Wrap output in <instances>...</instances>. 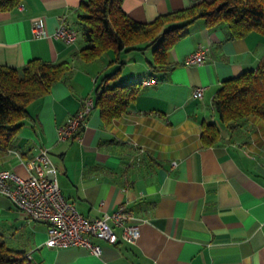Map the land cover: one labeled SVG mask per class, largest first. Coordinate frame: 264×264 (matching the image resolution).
Segmentation results:
<instances>
[{
  "label": "crops",
  "instance_id": "1",
  "mask_svg": "<svg viewBox=\"0 0 264 264\" xmlns=\"http://www.w3.org/2000/svg\"><path fill=\"white\" fill-rule=\"evenodd\" d=\"M82 1L21 0L0 11V64L19 69L36 57L72 65L68 79L28 104L12 142L0 147V170L25 177L19 157L46 147L62 194L82 215L98 217L126 202L139 236L127 242L114 227V244L94 240L102 246L100 256L81 246L47 247L46 223L28 219L0 194V240L30 253L36 264H264V122L251 115L225 126L212 106L223 80L256 67L264 35L252 30L231 37L225 23L208 27L198 18L170 46L171 66L158 71L150 67L152 45L121 50L119 61L112 50L83 61L75 55L85 45L78 31L73 44L33 36L35 18L43 19L50 35L61 17L77 29ZM198 1L122 0L121 7L131 18L150 22ZM199 46L204 62L184 64ZM119 66L109 83L156 82L139 84L117 118L104 122L94 107L80 137L59 140V128L85 98L95 100L96 86ZM198 86L205 87L203 96L194 98ZM202 122L219 126L218 143L202 144Z\"/></svg>",
  "mask_w": 264,
  "mask_h": 264
},
{
  "label": "trees",
  "instance_id": "2",
  "mask_svg": "<svg viewBox=\"0 0 264 264\" xmlns=\"http://www.w3.org/2000/svg\"><path fill=\"white\" fill-rule=\"evenodd\" d=\"M21 0H0V11L18 5ZM122 0H83L79 4V23L85 45L75 55L91 61L112 50L119 61L121 50L153 46L150 67L154 71L171 66L167 54L173 42L188 32L189 25L203 18L208 27L225 23L231 37H241L254 30L264 35V0H201L191 7L158 15L150 22L137 21L121 7ZM142 44L143 46H138ZM120 65L123 62H119ZM69 60L58 62L32 58L21 68L0 64V147H7L22 125L28 104L48 93L52 84L69 78ZM120 66L106 74L95 88L94 106L104 122H110L126 111L135 98L138 82L124 84L116 79ZM219 123L229 126L234 121L255 115L264 122V55L254 69L223 80L212 100ZM203 145L220 141L219 126L202 122ZM0 264H29L25 254L13 250L0 240Z\"/></svg>",
  "mask_w": 264,
  "mask_h": 264
},
{
  "label": "built area",
  "instance_id": "3",
  "mask_svg": "<svg viewBox=\"0 0 264 264\" xmlns=\"http://www.w3.org/2000/svg\"><path fill=\"white\" fill-rule=\"evenodd\" d=\"M32 33L34 37L51 36L68 44H73L77 36V30L69 26L62 17L59 18V24L51 35L46 32L42 18L33 19ZM205 57V48L199 46L184 57L183 63L201 64ZM155 82L156 79L150 77L142 80L140 84L150 85ZM204 88L194 87L192 97L201 98ZM94 107V100L90 97L85 98L81 107L59 128L58 139L80 137L86 118ZM19 160L27 175L22 177L10 170H0V194L25 213L28 219L46 223L44 244L47 247L81 246L92 255L100 256L102 246L94 240L114 244L117 241L114 227L121 229L123 240L136 241L139 226L132 221L133 216L126 202L120 203L114 211L104 212L98 217L84 216L62 194L56 181L57 167L49 157L46 147L39 148L29 158L19 157ZM25 257L29 264H36L30 253H26Z\"/></svg>",
  "mask_w": 264,
  "mask_h": 264
},
{
  "label": "rangeland",
  "instance_id": "4",
  "mask_svg": "<svg viewBox=\"0 0 264 264\" xmlns=\"http://www.w3.org/2000/svg\"><path fill=\"white\" fill-rule=\"evenodd\" d=\"M105 55V54H104Z\"/></svg>",
  "mask_w": 264,
  "mask_h": 264
}]
</instances>
